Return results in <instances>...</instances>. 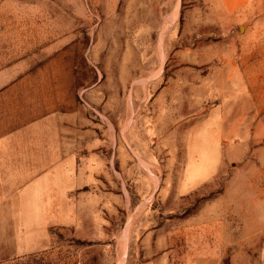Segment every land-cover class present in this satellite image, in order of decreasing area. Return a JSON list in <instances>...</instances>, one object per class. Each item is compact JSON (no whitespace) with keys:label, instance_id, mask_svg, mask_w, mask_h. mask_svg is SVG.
<instances>
[{"label":"rangeland","instance_id":"1","mask_svg":"<svg viewBox=\"0 0 264 264\" xmlns=\"http://www.w3.org/2000/svg\"><path fill=\"white\" fill-rule=\"evenodd\" d=\"M32 102L85 145L75 222L0 264H264V0H0V130Z\"/></svg>","mask_w":264,"mask_h":264},{"label":"crops","instance_id":"2","mask_svg":"<svg viewBox=\"0 0 264 264\" xmlns=\"http://www.w3.org/2000/svg\"><path fill=\"white\" fill-rule=\"evenodd\" d=\"M34 84L20 82L25 89L7 93L16 89L25 96L39 93ZM42 107L32 102L31 111L13 122L17 129L0 130V214L8 215L12 208L18 214L15 225L8 219L0 224V244L7 246L9 255L44 246L51 226L75 222L70 194L77 187V158L85 145L75 121L37 111ZM2 122L7 126V117Z\"/></svg>","mask_w":264,"mask_h":264}]
</instances>
